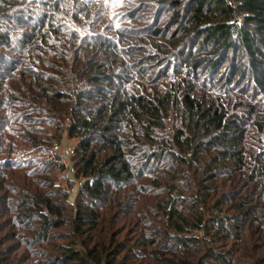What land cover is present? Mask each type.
Returning a JSON list of instances; mask_svg holds the SVG:
<instances>
[{"label":"trees","instance_id":"trees-1","mask_svg":"<svg viewBox=\"0 0 264 264\" xmlns=\"http://www.w3.org/2000/svg\"><path fill=\"white\" fill-rule=\"evenodd\" d=\"M0 264H264V0H0Z\"/></svg>","mask_w":264,"mask_h":264},{"label":"rangeland","instance_id":"rangeland-1","mask_svg":"<svg viewBox=\"0 0 264 264\" xmlns=\"http://www.w3.org/2000/svg\"><path fill=\"white\" fill-rule=\"evenodd\" d=\"M77 141L76 140H69L67 138L64 139V142L61 147L57 148L56 151L61 155L62 159L67 163V172L66 176L68 179H74V173L72 171V164H71V155L73 152L74 147L76 146ZM80 186V182L76 181V184L72 190V195L74 196L77 192V189Z\"/></svg>","mask_w":264,"mask_h":264}]
</instances>
